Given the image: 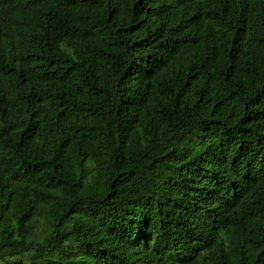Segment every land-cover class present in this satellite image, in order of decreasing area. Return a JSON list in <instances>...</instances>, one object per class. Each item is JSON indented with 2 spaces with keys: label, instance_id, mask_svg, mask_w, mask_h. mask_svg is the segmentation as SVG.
Returning a JSON list of instances; mask_svg holds the SVG:
<instances>
[{
  "label": "trees",
  "instance_id": "16d2710c",
  "mask_svg": "<svg viewBox=\"0 0 264 264\" xmlns=\"http://www.w3.org/2000/svg\"><path fill=\"white\" fill-rule=\"evenodd\" d=\"M0 264H264V0H0Z\"/></svg>",
  "mask_w": 264,
  "mask_h": 264
}]
</instances>
